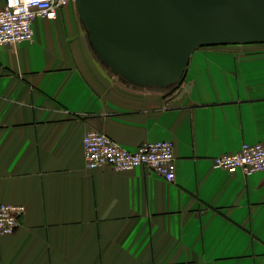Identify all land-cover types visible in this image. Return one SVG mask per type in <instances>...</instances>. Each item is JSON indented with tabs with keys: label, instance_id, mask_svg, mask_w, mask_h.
<instances>
[{
	"label": "crops",
	"instance_id": "0c3cea01",
	"mask_svg": "<svg viewBox=\"0 0 264 264\" xmlns=\"http://www.w3.org/2000/svg\"><path fill=\"white\" fill-rule=\"evenodd\" d=\"M5 0H0V8ZM0 46V264H264V171L215 167L264 141V43L198 48L167 87L112 75L75 5ZM171 141L176 178L86 166L83 138Z\"/></svg>",
	"mask_w": 264,
	"mask_h": 264
},
{
	"label": "water",
	"instance_id": "95a60500",
	"mask_svg": "<svg viewBox=\"0 0 264 264\" xmlns=\"http://www.w3.org/2000/svg\"><path fill=\"white\" fill-rule=\"evenodd\" d=\"M100 63L121 80L167 87L205 46L264 43V0H74Z\"/></svg>",
	"mask_w": 264,
	"mask_h": 264
},
{
	"label": "built area",
	"instance_id": "2783aa9c",
	"mask_svg": "<svg viewBox=\"0 0 264 264\" xmlns=\"http://www.w3.org/2000/svg\"><path fill=\"white\" fill-rule=\"evenodd\" d=\"M72 2L74 0H5L0 8V46L31 41L32 24L37 17L54 19ZM83 148L86 166L90 169L110 165L123 171L145 166L166 181H175L176 158L171 141L144 143L132 151L108 134L90 130L84 135ZM214 165L230 172L240 169L247 175L264 171V141L244 143L238 151L216 157ZM24 211L23 205L0 202V235L14 233Z\"/></svg>",
	"mask_w": 264,
	"mask_h": 264
},
{
	"label": "rangeland",
	"instance_id": "374dc122",
	"mask_svg": "<svg viewBox=\"0 0 264 264\" xmlns=\"http://www.w3.org/2000/svg\"><path fill=\"white\" fill-rule=\"evenodd\" d=\"M72 3H73V5H75L74 2H72ZM72 3H71V4H72ZM90 46H91V45H90ZM91 48H92V47H91ZM92 50H93V49H92ZM94 54H95V53H94ZM96 58H97V60L100 62V60L98 59L97 56H96ZM106 68H107V67H106ZM107 70H108L112 75H115L110 69L107 68ZM115 76H116V75H115Z\"/></svg>",
	"mask_w": 264,
	"mask_h": 264
}]
</instances>
